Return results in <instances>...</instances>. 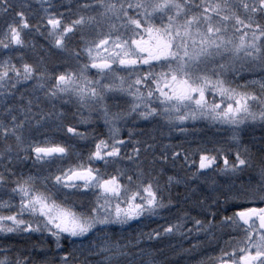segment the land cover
Instances as JSON below:
<instances>
[{
	"label": "snow or ice",
	"instance_id": "1",
	"mask_svg": "<svg viewBox=\"0 0 264 264\" xmlns=\"http://www.w3.org/2000/svg\"><path fill=\"white\" fill-rule=\"evenodd\" d=\"M256 126L264 0H0V264H264Z\"/></svg>",
	"mask_w": 264,
	"mask_h": 264
},
{
	"label": "flooded vegetation",
	"instance_id": "2",
	"mask_svg": "<svg viewBox=\"0 0 264 264\" xmlns=\"http://www.w3.org/2000/svg\"><path fill=\"white\" fill-rule=\"evenodd\" d=\"M95 127H97V130L100 132H105V129L101 126L96 125ZM155 125L150 123V122H139L138 124V129L143 130V132L145 133V137L147 134L152 133L153 129H154ZM167 129H165V133H167ZM200 134L199 131H196L195 133H193L190 136L195 137V139L199 140V135ZM171 141L172 142H179V141H185V135H182L179 132L173 131L171 134ZM88 147H91V144H88ZM131 150V147L128 148V151ZM162 216L165 217V219H160L159 217H154L151 220H146V230L150 231L151 229L154 228V222L158 221V222H162V224L165 223V220L169 219L170 217V213L168 212H163ZM143 228L142 224H137L135 222H133L131 228H126V230L121 233L122 235L128 236L129 238H131V236L135 235L137 233V231L139 229ZM131 232V235L128 233ZM218 236L220 237L218 242L213 243L211 246L206 247L204 249L201 250V255L197 256V258L195 260H188L187 258H184L182 256L179 255H174L171 249L172 245H176L178 243L177 239H168L165 238L163 240V244L162 247L170 261V264H197V261L200 258H206L207 256H211V255H216L218 254L219 251V247H222L224 244V241L228 239V237L226 235L223 234H219ZM152 244L154 243L153 241L151 242ZM71 246V245H70ZM184 246L188 247V243L184 242Z\"/></svg>",
	"mask_w": 264,
	"mask_h": 264
},
{
	"label": "trees",
	"instance_id": "3",
	"mask_svg": "<svg viewBox=\"0 0 264 264\" xmlns=\"http://www.w3.org/2000/svg\"><path fill=\"white\" fill-rule=\"evenodd\" d=\"M62 2L63 3H68L69 1H67V0H62ZM34 40H35V42L37 43V45L38 46H43L44 45V40H43V38L42 37H40L39 35H36L35 37H34ZM29 57H31V53H29ZM53 60L54 61H57L58 60V57H56V56H54L53 57ZM96 125H93V127H95ZM189 127H191V126H189ZM196 128H197V131H199L200 133H201V128H200V126L198 125V126H196ZM204 130H206V129H204L203 128V134L202 135H206L207 134V132H209V133H211L212 132V130L211 129H209L208 131H204ZM190 135H185V141L186 140H193V139H195V137H193V136H190ZM262 136H264V131H263V133H262ZM262 136H260V137H258L257 138V141L262 137ZM190 139H189V138ZM197 140V139H196ZM185 141H179V142H173V143H184ZM185 146H187V144H185ZM129 151H131V150H129ZM22 167V170L23 171H28L29 170V167H30V164L29 165H23V166H21ZM217 179H220L221 180V182L223 183L224 182V178H222V177H218ZM179 191H183V188L181 187L180 189H178ZM234 210V209H233ZM233 210H230L229 212H228V214L230 215L231 214V211H233ZM194 215H195V213H193ZM170 218L169 219H171L172 217H171V214H170V216H169ZM140 224H142L143 225V228H141V229H139L137 232H139V231H144V232H147V230H146V220L145 221H143L142 223H140ZM159 224H162V222H158V221H155L154 222V228H156ZM130 235H131V232H128ZM164 240V239H163ZM163 240H161L159 243H157L156 241H153L154 243H153V245L155 246V247H157V248H163L162 247V244H163ZM13 242H15V243H18L21 247H24V246H27V245H30L31 243H34L35 242V237L32 239V240H28L26 237H16L15 238V240L13 241ZM68 247H71L70 245H67Z\"/></svg>",
	"mask_w": 264,
	"mask_h": 264
},
{
	"label": "rangeland",
	"instance_id": "4",
	"mask_svg": "<svg viewBox=\"0 0 264 264\" xmlns=\"http://www.w3.org/2000/svg\"><path fill=\"white\" fill-rule=\"evenodd\" d=\"M69 1V0H67ZM200 126L201 128V133L199 135V139H201L202 137H205V135H202L203 134V128H204V125L202 123L200 124H197L196 126ZM188 126H191V124H189ZM206 129V128H204ZM209 129H206L204 130L205 132L208 131ZM212 130V129H211ZM214 130H212L213 132ZM264 129H261L259 126H256V127H249L247 129H245L244 133H243V139L245 142H249V141H252V142H255L257 141V138L262 136V133H263ZM105 132H106V129H105ZM212 132L209 133L207 132V136H211L212 135ZM190 137V136H189ZM188 137V138H189ZM190 139V138H189Z\"/></svg>",
	"mask_w": 264,
	"mask_h": 264
}]
</instances>
